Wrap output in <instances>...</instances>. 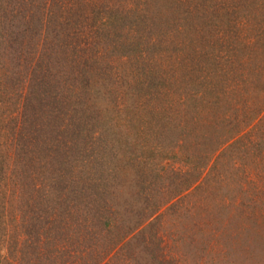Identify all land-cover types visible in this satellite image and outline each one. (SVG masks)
Listing matches in <instances>:
<instances>
[{"label":"trees","instance_id":"1","mask_svg":"<svg viewBox=\"0 0 264 264\" xmlns=\"http://www.w3.org/2000/svg\"><path fill=\"white\" fill-rule=\"evenodd\" d=\"M77 12L82 53L70 51L73 33L47 49L68 63L67 89L52 92L48 65L34 92L52 120L62 101L64 123L48 150L56 194L38 200L41 217L26 224L36 248L20 264H184L160 231L166 222L185 242L188 227L209 226L197 225L201 213L229 219L222 197L240 171L216 172L227 152L242 144L264 176V0H79ZM197 193L194 217L183 206ZM245 211L232 236L251 248L237 258L264 263V211Z\"/></svg>","mask_w":264,"mask_h":264},{"label":"rangeland","instance_id":"2","mask_svg":"<svg viewBox=\"0 0 264 264\" xmlns=\"http://www.w3.org/2000/svg\"><path fill=\"white\" fill-rule=\"evenodd\" d=\"M51 1H1L0 264H20L22 251L25 249L30 252L34 251L36 246L32 248L31 246L34 242L36 243L37 228L35 229L34 225L33 233L32 230L29 231L30 227L26 224L41 217L40 209H44L45 205H39L38 200L42 199L44 204L46 200L53 198L56 194L50 188L49 178L52 174L51 170L57 166L51 162V152L48 150L53 138L58 140L57 144H60L62 138L60 132L64 123L60 112L64 111V105L62 108V101L58 100L56 104L58 118L52 120L47 116L48 114H45L46 107H39L41 96L34 92L42 91L41 87L36 90L37 85H40L37 79L44 75L42 69L48 72V65L52 68V72L47 73L46 78L49 79L50 88L54 94L57 92L59 95L63 94L65 92L63 87L68 86L67 78L73 77V74H68V63L63 64L62 53L57 52V57H59L57 60V57L53 59L48 56L50 51L47 49L49 50V46L52 44H48V42L59 44L58 40L53 41V36L60 32L59 36L73 33V40L70 41L71 52L73 48H77V53H82L83 42L74 39L75 29L77 30L76 27L80 25L76 22L78 20L81 22L77 12L79 0H60L62 8L60 5L59 8H56V5ZM40 18L41 20H39ZM53 20L59 22L60 26L53 23ZM70 58L72 59H70V65L73 66L79 61L80 56L73 55ZM31 99L33 104L37 105L36 109H31L28 105V100L31 102ZM37 126L40 129L39 140L38 144L34 146L35 134L32 132L34 131L32 128H37ZM260 128L263 132L264 124L260 125ZM34 147L39 149L34 150ZM245 150V146L242 144H238L236 150H229L222 161L225 165L219 166L216 171L222 175L234 172V170L240 171V175L237 177L238 181L231 182L230 189L226 190L222 197L225 200V206L231 212L228 216L230 220L224 214L223 217L216 216V219L211 221V218L207 217L208 213H201L197 225L203 227L208 222L209 226L205 230L201 228V231H197L198 228L195 229L194 226L188 227V234L184 237L187 239L185 242L179 240V234L172 232L173 230L165 225L166 222L163 224L160 234L168 238L169 245L176 249L172 253L179 254L184 264H264L254 255V252L246 254L245 257L244 251H241L242 257L237 258L238 246H249L245 244L246 241L244 242L246 235L237 238L235 237L238 234L232 236L236 229L234 227L236 217H238L236 220L242 225L244 217L237 215L240 211L246 212L245 208L247 211L252 210L250 213H255L253 218L257 216V219L262 217L260 214H263L264 211V176L258 175L257 171L249 165V158L246 156L248 153ZM202 196L205 197L199 193L190 196V200L183 206V210L194 212V215L191 216H199V205H195V203L202 204L198 200ZM207 204H209L208 200ZM249 226L251 225H246V227ZM222 227L226 231H223ZM250 229L254 233L261 230L259 228L258 231L255 226H251ZM229 233L233 238L231 239L233 240L231 250H236L234 253H229L230 249L225 247ZM188 244H190L191 250ZM183 254L186 255V258L183 257Z\"/></svg>","mask_w":264,"mask_h":264}]
</instances>
